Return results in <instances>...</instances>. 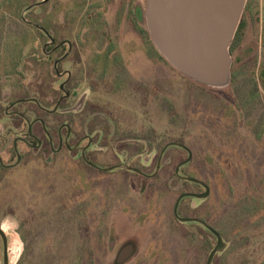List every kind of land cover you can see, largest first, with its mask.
Here are the masks:
<instances>
[{
    "label": "rangeland",
    "instance_id": "obj_1",
    "mask_svg": "<svg viewBox=\"0 0 264 264\" xmlns=\"http://www.w3.org/2000/svg\"><path fill=\"white\" fill-rule=\"evenodd\" d=\"M247 3L263 22L264 0ZM45 33L70 35L74 46L62 64L74 70L71 98L48 121L54 142L58 126L70 127L74 144L91 122L111 132L104 140L96 135V148L110 146L118 134L119 160L146 174L165 146L191 149L193 160L180 176L206 183L211 196L182 199L178 215L195 217L200 205L209 214L216 205L214 228L226 248L212 264H264V48L248 60L230 57L228 84L213 88L153 51L147 0H0V52L10 60L17 51H41L49 40L37 37ZM42 59L53 66L54 59ZM43 78V105L52 110L62 80ZM104 152L97 162L110 166L114 155ZM71 157L46 153L0 182L10 264H116L127 244L135 252L124 264H206L216 240L173 215L181 195L203 191L174 175L187 158L183 150L168 147L151 181L125 167L114 174L68 169L63 163H81Z\"/></svg>",
    "mask_w": 264,
    "mask_h": 264
},
{
    "label": "flooded vegetation",
    "instance_id": "obj_2",
    "mask_svg": "<svg viewBox=\"0 0 264 264\" xmlns=\"http://www.w3.org/2000/svg\"><path fill=\"white\" fill-rule=\"evenodd\" d=\"M258 31L260 32L259 38L252 39V36H254L252 35L246 43H244L247 35H251L254 32L258 34ZM37 38L40 41L43 38H48L49 40V42L41 47V51H17L15 53L16 55L12 57L11 60L6 57L8 52L7 54L4 51L2 52L5 56L0 52V124L3 123V126L0 125V129H6L5 135L0 133V182L8 172L19 167L27 166L32 162H40L42 155L46 153L55 156L65 152L69 155L75 154V157H71V159L75 160L79 158L81 160V163H63L67 168L71 165H78V167H87L99 173L114 174L118 171H122L121 169L125 167L126 172L141 176L145 180H153L161 169V161L165 152L161 159L160 155L163 150L158 157L154 172L152 174H146L139 171V169L134 166L123 164V162L119 160L117 151H120L121 147L117 144L119 141L118 134H112V137H115L113 140L114 144L112 141H108L110 146L104 145L96 148V135H103L104 140L105 137L111 136V132H107L104 129L95 130V126L92 128L93 125H91V122H88L84 134L74 144L72 142L74 136L70 127L64 124L58 126L55 131L56 140L54 142V133L51 132L52 128L49 127L48 121L57 118L56 114L60 105L71 98L72 94L68 91V88L72 84L74 70L73 68H64L62 64L69 58V54L72 53L74 46L72 44V36L70 35L50 36L44 34L43 37L39 36ZM258 47L264 48V21L262 22L259 20V15L256 14L253 5L247 3L229 47L230 57L235 59H251L254 54L257 53ZM48 48L51 50L48 51ZM64 48H67L66 52L60 55ZM42 55L47 58L46 61L54 59L52 67L43 66L46 62L42 59ZM262 65L264 69V62ZM44 74L50 75L52 84L56 83V80H62L59 85V90L63 95L57 99L52 110L44 108L43 105ZM236 75L237 74L233 71L232 78ZM261 83L264 88V75ZM254 97L255 94L251 92L247 99L253 100ZM4 105H6L5 108H3ZM63 130L66 131L64 136L62 133ZM70 142L73 145H70ZM84 142L85 145L81 146ZM180 149L186 153L187 160V150ZM186 149L188 148L186 147ZM150 150L152 151L153 149L149 147L147 151L149 152ZM101 151H105L104 154L110 151L109 153L114 155V163L110 166H101L95 157L96 155H103ZM188 151L191 152V160L189 162L191 163L193 160V151H191V149H188ZM180 164L175 167L174 175L179 180L183 181L180 179V177H182L180 176V171L186 165L180 167L177 172L176 169ZM137 171L140 173H137ZM201 183L208 188V196L206 198L208 199V197L211 196L210 187L204 182ZM196 185L203 191L195 195H203L205 193L204 187L199 184ZM206 199L198 200L204 201ZM196 209L195 217H190L189 219L196 220L193 224L196 225L197 229L200 232L209 234L217 242L215 235L204 226L206 225L218 233L214 228L216 218L213 215V209L217 211V206L210 204L209 214L203 211L202 205ZM0 230L3 233V236L0 235V264H10L8 241L1 224ZM15 242L17 241L15 240L14 243ZM15 245L18 246L16 243Z\"/></svg>",
    "mask_w": 264,
    "mask_h": 264
},
{
    "label": "water",
    "instance_id": "obj_3",
    "mask_svg": "<svg viewBox=\"0 0 264 264\" xmlns=\"http://www.w3.org/2000/svg\"><path fill=\"white\" fill-rule=\"evenodd\" d=\"M245 4L246 0H147L150 40L158 53L186 77L213 88L224 87L230 78L229 47ZM169 146L188 152V159L177 167L178 172L180 167L190 162L191 154L182 145L170 144L163 149L160 159ZM180 179L205 189L203 195H181L174 205L173 215L177 221L193 223L196 220L178 215L179 204L189 197L206 199L208 188L193 178ZM204 226L217 238L206 262L212 264L215 255L223 252L226 244L219 233ZM0 235L3 236L1 230ZM134 252L132 245L125 246L119 252L116 264H124Z\"/></svg>",
    "mask_w": 264,
    "mask_h": 264
},
{
    "label": "trees",
    "instance_id": "obj_4",
    "mask_svg": "<svg viewBox=\"0 0 264 264\" xmlns=\"http://www.w3.org/2000/svg\"><path fill=\"white\" fill-rule=\"evenodd\" d=\"M140 32L142 33V31H140ZM146 35L148 36V40L150 41L148 33H146ZM150 44H151V46H152L153 51L159 56V54L157 53V51H156V49L154 48V46H153V44L151 43V41H150ZM161 59H162V58H161ZM263 75H264V74H263Z\"/></svg>",
    "mask_w": 264,
    "mask_h": 264
}]
</instances>
